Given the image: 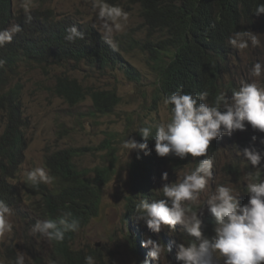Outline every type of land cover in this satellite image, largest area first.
Returning a JSON list of instances; mask_svg holds the SVG:
<instances>
[{
	"label": "trees",
	"instance_id": "obj_1",
	"mask_svg": "<svg viewBox=\"0 0 264 264\" xmlns=\"http://www.w3.org/2000/svg\"><path fill=\"white\" fill-rule=\"evenodd\" d=\"M126 1L139 7L148 31L146 38L132 39V42L136 41L133 45L149 54L156 70L158 93L155 99H164L177 89L192 94L207 90L211 104L220 92H228L230 96L232 90L238 89L233 80L224 76L228 74L225 70L228 58L233 54L228 38L236 31H249L256 26L264 28V15L254 14L256 5L264 3V0ZM12 5V0H0V30L10 29L14 25H20L22 29L13 36L11 43L0 48V59L5 61L4 66L0 67V111L5 117V127L0 135V200H4L10 208L16 205L15 183L11 179L16 178L22 163L26 148L24 128L28 124L23 115L22 83H12L17 75V66L21 62L34 63L43 69L67 63H84L99 68L120 65L130 79L139 77L137 69L131 64L123 65L125 58L122 49L110 47L94 26L69 17L57 19L52 10L42 8L31 9V20L28 21L24 11L15 14ZM72 25L84 33V39L74 42L65 39L66 29ZM54 90L69 105H76L89 97L93 112L97 114L112 113L120 102L116 90L84 86L67 74L56 77ZM168 106L171 110L172 106ZM152 129L153 137L148 139L150 154L145 155L143 151L139 155L136 153L129 169L131 191L126 196L124 220H131L136 230L146 222L135 218V205L141 199H158L152 188L157 169L164 163V157L157 156L155 152V126ZM256 131L252 136L233 141L234 148L241 152L245 147L264 151V143L260 142L264 133ZM137 134V140L143 142L139 132ZM253 136L257 137L256 141L252 140ZM227 140L230 144L228 135ZM220 145L222 141L219 138L210 143L213 155L217 154ZM89 149L69 146L47 152L44 164L48 174L54 178L53 183H41L35 187L30 182L24 183L26 198L44 220L58 221L63 211H70L71 218L78 220L82 228L98 215L103 186L115 173L116 146L110 137H106L97 147H93L108 150L106 154L111 158L109 163L94 167L92 174L75 160ZM167 161L181 166V162L174 159ZM167 161L165 158V163ZM238 169L240 163L237 164L236 160L226 165L227 172L235 178L243 173ZM76 233L66 232L62 242L50 241L52 255L49 264H85L87 255H92L96 264H103L98 255L99 249L86 251L73 246ZM139 234H144V231ZM129 235L133 250L141 253L138 258L142 264L148 252H145L134 231H129ZM185 239L186 245L194 240L188 235Z\"/></svg>",
	"mask_w": 264,
	"mask_h": 264
},
{
	"label": "rangeland",
	"instance_id": "obj_2",
	"mask_svg": "<svg viewBox=\"0 0 264 264\" xmlns=\"http://www.w3.org/2000/svg\"><path fill=\"white\" fill-rule=\"evenodd\" d=\"M22 3H27L30 9H50L57 19L69 17L82 24L92 25L101 33L90 0H12L15 14L23 11ZM108 3L118 5L129 13L126 26L122 32L114 35V39L117 48L122 49L125 58L123 65L129 63L137 69L138 79H130L120 65L99 68L84 63L78 65L67 63L43 69L34 63L21 62L17 66V75L12 79V83L17 81L22 83L23 115L28 123L24 128L26 148L17 176L11 179V182L15 183L17 199L9 217L13 231L0 240V264H14L18 253L25 254V264H49L52 255L50 241L39 234H31L35 222L44 218L32 208L29 199L26 198L24 183L27 171L37 167L47 171L44 164L47 152L73 146L91 148L85 150L75 160L80 167L87 168L92 174L94 167L109 163L111 158V155L106 154L108 150L93 149L106 137H110L116 146L115 173L103 186L98 215L77 231L73 246L86 251L90 248L99 249L98 255L103 264H140L138 257H141V253L137 254L133 250L129 231H134L140 239L138 233L144 226L136 230L131 220H124L126 196L131 191L130 163L137 151L132 150L127 154V150L122 148V142L126 138L137 140L138 131L135 130L144 127L145 124L155 126L162 122H170L172 113L169 106L163 103V98L155 99L158 93L157 73L149 59V54L133 45L136 41L132 42V39L142 40L148 34L139 7L126 0H108ZM249 31L260 38L261 46L256 48L250 46L241 52L233 48V54L229 57L225 68L228 70V74H224L225 78L233 80L238 88L242 81L252 82L254 79L260 86H264V76L253 78L249 75L255 62L260 61L264 64V31L258 27L250 28ZM60 74L74 77L84 86L114 89L120 97V102L110 114L94 113L89 97L76 105H69L54 90L56 77ZM4 123L5 117L0 111V135L5 127ZM254 133L256 130L247 125L246 130H237L229 136L230 144L218 154L216 173L194 204L202 207L207 198L215 192L217 185L231 186L232 189L238 190L234 175L228 174L224 166L236 160L237 164L241 163V169H253L247 167L249 163L238 154L241 151L234 148L233 141L252 136ZM158 172L155 177L156 188L163 196L161 187L164 183L178 182L191 170L189 166L174 169L171 164L164 163L158 168ZM163 172L168 173V181L161 179ZM246 181L247 179L244 180V185ZM207 217L211 215L205 207L201 218L206 226L209 225L206 222ZM144 230L147 231V235H143L141 242L151 238L165 246L159 264H180L176 260V246L179 243H186L185 232L179 225L174 233H169L166 228L160 233H154L146 228ZM169 245L172 250L167 252Z\"/></svg>",
	"mask_w": 264,
	"mask_h": 264
},
{
	"label": "clouds",
	"instance_id": "obj_3",
	"mask_svg": "<svg viewBox=\"0 0 264 264\" xmlns=\"http://www.w3.org/2000/svg\"><path fill=\"white\" fill-rule=\"evenodd\" d=\"M90 3L95 10L102 38L116 50L118 45L114 35L122 32L129 20V13L118 5L108 3V0H90ZM21 7L30 21V7L27 3H22ZM254 14L264 15V3L256 5ZM259 29L264 31V28ZM21 30L20 25L0 30V48L11 43L13 36ZM65 39L69 42L82 40L84 33L72 25L66 29ZM228 44L241 52L250 46L260 47L261 40L251 31H236L229 36ZM4 64L5 61L0 59V67ZM249 75L253 78L264 76V64L255 62ZM208 98L207 90L192 94L177 89L163 100L166 106H172V118L170 122L155 125V152L157 156L164 157V163L165 158L166 161L174 159L181 162L180 167L169 161L165 165L171 164L174 169L189 166L191 172L178 182L164 183L161 187L163 196L156 188L155 177L159 172L155 174L152 191L158 199H141L134 209L135 218L146 222V225H141L144 226L141 230L144 234H140V239L147 235L145 228L154 233L166 228L169 233H174L179 225L185 232V238L187 235L194 238L187 245L177 244L176 260L180 264H264V151L245 147L242 152H238L249 163L247 167L253 168L241 169L240 166L238 170L243 173L235 178L238 190L217 185L202 207L194 204L217 171L218 154L229 145L227 135L231 136L237 130L244 131L247 125L264 133V86H260L255 79L252 82L242 81L237 90L231 91L230 96L228 92H220L211 104ZM152 130V126L138 128L135 131L139 132L143 142L126 138L122 148L127 150V154L132 150H136L138 155L140 151L145 155L150 154L148 139L153 137ZM217 138L222 141V145L213 155L210 143ZM256 139V136L252 137L253 141ZM260 142L264 143V138ZM161 179L168 181V173L163 172ZM53 180L45 169L37 167L27 171L25 182L35 187L41 183L52 184ZM205 207L211 215L206 219L208 226L201 218ZM11 214L9 205L0 200V240L13 231V224L9 220ZM71 217L70 211H63L58 221L37 220L31 228V234L62 242L66 232L79 231V221ZM211 232L214 234L211 235ZM141 244L148 252L142 264H159L165 246L151 238L143 240ZM171 250V245L167 246V252ZM14 264H25V254L18 253ZM85 264H96L95 258L87 255Z\"/></svg>",
	"mask_w": 264,
	"mask_h": 264
}]
</instances>
